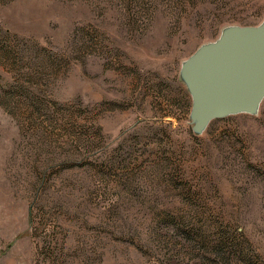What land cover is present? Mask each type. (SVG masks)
<instances>
[{
    "label": "rangeland",
    "instance_id": "1",
    "mask_svg": "<svg viewBox=\"0 0 264 264\" xmlns=\"http://www.w3.org/2000/svg\"><path fill=\"white\" fill-rule=\"evenodd\" d=\"M264 0H0V264H264V99L192 132L182 59Z\"/></svg>",
    "mask_w": 264,
    "mask_h": 264
},
{
    "label": "water",
    "instance_id": "2",
    "mask_svg": "<svg viewBox=\"0 0 264 264\" xmlns=\"http://www.w3.org/2000/svg\"><path fill=\"white\" fill-rule=\"evenodd\" d=\"M182 59L178 75L190 96L191 130L203 134L215 119L255 115L264 99V17L226 25Z\"/></svg>",
    "mask_w": 264,
    "mask_h": 264
}]
</instances>
